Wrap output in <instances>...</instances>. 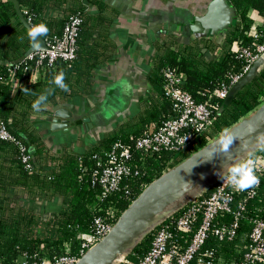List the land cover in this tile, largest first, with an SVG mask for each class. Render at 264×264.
<instances>
[{
	"label": "trees",
	"instance_id": "1",
	"mask_svg": "<svg viewBox=\"0 0 264 264\" xmlns=\"http://www.w3.org/2000/svg\"><path fill=\"white\" fill-rule=\"evenodd\" d=\"M32 24L45 23L50 33L44 39L53 40L63 34L71 16H80L83 23L77 40V56L72 62H58L45 71L38 81L24 64L12 66L30 48L28 30L21 23L12 2L0 0V123L6 124L17 141L31 152V168L22 161L18 146L11 141H0V264H19L30 260H53L64 255L79 256L81 235L93 230L97 217L114 216L115 221L151 183L164 173L199 152L243 118L251 115L264 103V69L245 86L231 106L220 116L214 114V123L192 146L181 153L162 152L149 155L136 150L137 138L156 130L163 121L176 116L171 101L163 89V71L176 68L185 76L183 89L197 102L206 103L209 96L225 80L226 75L241 70L242 62L232 51L235 42L252 44L264 41V22L258 28V37L250 31L254 19L251 10L264 18V0H229L238 12L235 25L228 32L213 61H208L198 44L157 46L153 66L149 73L150 94L148 105L137 116L118 124L97 144L79 154L72 150L61 153L49 149L43 135L36 128L38 118L49 116L54 107L77 97H87L94 90V72L101 63L104 51L95 49L104 41L101 30L112 20L103 16L106 6L102 0H18ZM95 8L99 15L89 14ZM18 67L14 74L13 70ZM63 70L69 92L55 88L45 107L32 108L37 96L49 87V80ZM27 88L29 91L25 92ZM223 102H220V107ZM130 145L133 174L125 179L126 189L103 195L99 184L93 186L92 174L98 170L95 155L106 153L116 143ZM264 157V153H260ZM137 172V174H135ZM127 191L129 193H127ZM58 201L60 210L50 214L40 211L43 202ZM34 206H33V205ZM248 219L241 222L237 239L220 242L211 237L207 247L216 251L224 264L242 258L245 243L252 228L251 219H264V174L260 195L248 206ZM181 211L177 213V216ZM229 221V217L226 218ZM154 233L148 234L129 254L133 262L146 255L152 245ZM122 264V263H121ZM191 264H198L196 261Z\"/></svg>",
	"mask_w": 264,
	"mask_h": 264
},
{
	"label": "built area",
	"instance_id": "2",
	"mask_svg": "<svg viewBox=\"0 0 264 264\" xmlns=\"http://www.w3.org/2000/svg\"><path fill=\"white\" fill-rule=\"evenodd\" d=\"M27 21L31 23L32 17L29 16ZM82 23L80 16H71L61 37L45 39L48 49L35 52L26 58L22 64L27 72H31L34 81L44 77L45 71L58 62H72L76 58ZM253 36L258 37L257 32ZM232 51L242 62V68L237 73L226 75L206 103L197 102L183 89L186 78L176 68L164 69V94L171 101L176 116L163 121L156 130H150L137 138L134 144L136 150L149 155L164 151L181 153L208 131L214 123V114L220 109V102L224 101L231 87L264 53V41L259 43L255 40L252 44L235 42ZM17 69L18 67L12 74ZM0 141L14 142L20 150L23 163L31 168L30 149L17 141L4 123H0ZM94 159L99 169L92 174L93 186L99 184L104 196L126 189L124 181L133 174L130 165L133 159L132 146L118 142L110 151L99 153ZM256 171L261 178L257 188L237 191L220 179L209 191L184 207L179 216H171L155 230L151 248L146 255L137 262L127 257L122 264H191L194 261L198 264H224L222 258L217 257L216 251L207 247V243L211 237L220 242H233L237 239L241 222L248 219L249 203L260 195L264 174V157L261 155H258L256 161ZM116 222L114 216L97 217L92 232L81 235L83 243L79 256L64 255L53 260L27 258L19 264H76L88 250L111 232ZM250 222L252 228L242 258L232 264H264V219H251Z\"/></svg>",
	"mask_w": 264,
	"mask_h": 264
},
{
	"label": "crops",
	"instance_id": "3",
	"mask_svg": "<svg viewBox=\"0 0 264 264\" xmlns=\"http://www.w3.org/2000/svg\"><path fill=\"white\" fill-rule=\"evenodd\" d=\"M212 1L102 0L107 5L103 16L112 22L104 25L101 30L104 41L99 40V46L95 47L104 54L94 72V90L87 97L56 105L49 116L37 119L36 128L42 133L46 146L58 153L72 150L82 154L118 124L140 114L149 103L148 77L158 53L157 46L198 44L204 57L213 61L221 50L214 46L224 43L232 27L224 34L208 36L196 34L190 28L196 18L206 15ZM88 12L92 16L99 15L93 7ZM249 17L254 19L250 31L253 36L263 25L264 18L253 10ZM61 109L72 112L73 121L83 123L70 132L53 130L52 118ZM41 207L43 210L51 207L54 212L60 210L57 200L43 202Z\"/></svg>",
	"mask_w": 264,
	"mask_h": 264
},
{
	"label": "water",
	"instance_id": "4",
	"mask_svg": "<svg viewBox=\"0 0 264 264\" xmlns=\"http://www.w3.org/2000/svg\"><path fill=\"white\" fill-rule=\"evenodd\" d=\"M7 1L13 3L21 23L28 30L31 24L27 21L20 2L18 0ZM237 18L238 12L229 0H213L206 15L196 18L190 28L192 32L202 33L203 36L224 34L233 26ZM41 46L43 47L41 51L48 49L45 39L41 40ZM33 53L35 51L30 47L19 60L12 62L11 65L23 63ZM263 69L264 53L231 87L217 116L231 106L239 92L250 84ZM73 118L69 110L56 111L52 118V129H64L70 132L72 128L83 123L73 121ZM229 131L239 138L231 148L232 160H238L245 155L242 145L250 146L255 135L264 132V103ZM217 147L218 137L151 183L121 214L111 232L88 250L76 264H121L148 234L180 212L191 201L209 191L220 180L217 173L223 171L224 165L232 162L223 154H213L210 159ZM121 255H124L122 259Z\"/></svg>",
	"mask_w": 264,
	"mask_h": 264
},
{
	"label": "clouds",
	"instance_id": "5",
	"mask_svg": "<svg viewBox=\"0 0 264 264\" xmlns=\"http://www.w3.org/2000/svg\"><path fill=\"white\" fill-rule=\"evenodd\" d=\"M50 33L48 26L43 23H37L30 25L27 36L30 42V47L33 51L39 52L43 49L41 46V40ZM40 38V39H38ZM66 73L60 70L54 74L53 78L49 80V87L45 92L40 93L36 100L32 104V108L36 111L42 110L48 102V98L52 95L55 88L64 92H69L70 86L66 83ZM25 92L29 90L24 89ZM253 131H255L253 129ZM239 138L230 132L228 129H224L218 137V147L212 153L221 155L223 154L226 159L232 161L231 163L224 165L223 171L217 173L223 183L226 181L230 186L234 187L237 191H249L257 188L260 184V176L257 175L256 161L258 154L264 153V132L255 135L250 146L248 144L242 145L245 155L238 160H232L231 148ZM226 170V175H225Z\"/></svg>",
	"mask_w": 264,
	"mask_h": 264
},
{
	"label": "rangeland",
	"instance_id": "6",
	"mask_svg": "<svg viewBox=\"0 0 264 264\" xmlns=\"http://www.w3.org/2000/svg\"><path fill=\"white\" fill-rule=\"evenodd\" d=\"M40 211L42 212V214L46 215V214H50L51 212H54L53 209L51 207H48L46 209H42V207L40 208ZM124 257V255H121L120 258L122 259ZM222 262V261H221ZM219 262V263H221Z\"/></svg>",
	"mask_w": 264,
	"mask_h": 264
}]
</instances>
